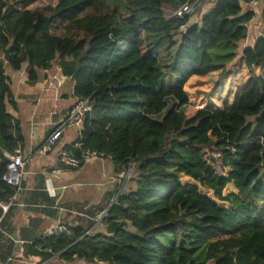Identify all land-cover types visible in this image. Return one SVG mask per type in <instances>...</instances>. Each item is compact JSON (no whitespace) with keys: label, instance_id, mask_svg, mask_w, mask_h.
<instances>
[{"label":"trees","instance_id":"obj_1","mask_svg":"<svg viewBox=\"0 0 264 264\" xmlns=\"http://www.w3.org/2000/svg\"><path fill=\"white\" fill-rule=\"evenodd\" d=\"M24 1L17 10L0 0V49L10 54L0 61V199L13 194L1 176L4 154L13 155L18 140L6 111L10 80L4 64L13 72L26 65L29 84L58 66L74 82L75 98L93 102L74 154L94 150L119 168L134 167V178L91 233L92 220L66 226L60 237L25 245L24 258L264 264V31L241 53L249 79L232 105L187 118L183 91L192 76L220 72L218 89L236 75L227 67L254 17L242 9L249 0H217L193 26L189 17L171 16L187 0H56L53 7L34 9L28 7L47 0ZM181 25L187 28L177 40ZM205 149L220 153L225 176L208 163ZM11 253L10 243L0 250V264H15L7 263Z\"/></svg>","mask_w":264,"mask_h":264},{"label":"crops","instance_id":"obj_2","mask_svg":"<svg viewBox=\"0 0 264 264\" xmlns=\"http://www.w3.org/2000/svg\"><path fill=\"white\" fill-rule=\"evenodd\" d=\"M196 1L197 12L189 17L188 26L199 25L217 0ZM242 9L243 12H253L254 17L247 25L246 39L238 45L237 58L227 67L229 72L236 75L221 81L220 87L212 92L215 97L213 102L202 100L200 107L192 108L189 99L187 118H192L200 109L221 111L225 102L232 105L247 83L249 72L242 62L241 53L246 48H252L263 36L264 0H260L253 8L245 4ZM3 55L0 49V61H4ZM3 70L10 80L6 111L10 116L12 136L18 139L14 154L20 153L26 164L21 190L8 211V220L2 226L0 250L12 244V253L7 263L62 264L56 255L41 263L40 259L31 256L26 260L24 246L39 241L43 233L57 223L63 227H76L84 226L92 220L95 224L87 234L91 233L100 225L115 201L127 168H119L108 157L85 161L77 170L64 168L59 163L60 153L67 147L73 150L80 147L81 127L69 128L47 154H41V147L54 125L69 114L77 101L73 94L74 82L64 77L55 64L42 72L34 84L27 82L26 65L21 71L13 72L4 64ZM254 71L257 76L261 75L260 69ZM219 73L189 78L185 84H189V98L196 92L210 93L218 82ZM4 156L7 159L11 155ZM133 187L131 184L129 188ZM11 190L14 194L15 190Z\"/></svg>","mask_w":264,"mask_h":264},{"label":"built area","instance_id":"obj_3","mask_svg":"<svg viewBox=\"0 0 264 264\" xmlns=\"http://www.w3.org/2000/svg\"><path fill=\"white\" fill-rule=\"evenodd\" d=\"M260 0H249L246 5L253 8L259 3ZM198 8V2H191L187 0L181 4L176 10L172 12V18H177L183 20L186 17H190ZM186 25H181L178 29L179 34H184L186 31ZM93 102L90 98L87 99H77L75 104L71 107L69 114L61 121L56 123L52 131L47 136L43 146L41 147V154H47L51 148L62 138V136L67 132L71 127L80 128L83 122V119L86 114L92 112ZM106 158L103 153L94 151V150H80L79 155L76 156L73 152V149H65L60 153L59 163L68 170H77L81 167L82 163L85 161L92 160H102ZM25 160L20 153H15L7 158V164L5 171L1 176V182L7 186L13 188L15 193L11 196H8L5 199H0V233L2 232V223L5 215L8 213L10 207L13 205L16 195L21 190L22 178L24 175ZM134 167L129 166L126 170L123 182L120 185V188L116 194L115 201L123 193L128 182L133 178ZM113 202V204L115 203ZM65 228L57 223L48 230H46L42 238L46 239L49 237H60L65 233Z\"/></svg>","mask_w":264,"mask_h":264},{"label":"rangeland","instance_id":"obj_4","mask_svg":"<svg viewBox=\"0 0 264 264\" xmlns=\"http://www.w3.org/2000/svg\"><path fill=\"white\" fill-rule=\"evenodd\" d=\"M26 2V0L24 1ZM5 3L8 5V6H11L13 7L14 9H17V10H20L22 9V3H23V0H5ZM56 5V0H47V1H43V2H39V3H34L32 4L31 6L28 7V9H34V8H37V7H47V6H55ZM197 12V11H196ZM180 34H177V36L175 37V39L179 40V37ZM215 89H213L210 93H201V92H196L192 95L191 98H189V84L188 85H185L184 86V91L186 92V95L188 96V100L190 99L191 100V106L193 108V106H198L200 107L199 103L200 101L202 100H208V101H212L213 102V98H215L212 94V92L214 91ZM201 94L203 96H201ZM212 94V96H211ZM204 97V99H203ZM215 104V103H214ZM186 116L189 117V105L186 109V112H185ZM205 153H206V159L208 160V163L212 166H214L216 172L218 175H226V171H223L221 169V162H220V153L217 152V151H214V152H211L209 149H205ZM263 172H264V169H263ZM186 182V180L184 181ZM189 183H193L192 181H188ZM203 194L205 195H208L209 197L213 198V195H212V192L211 191H207V190H204V189H199ZM230 192H233V191H229V192H225L224 194H228ZM214 199V198H213ZM225 208H228L229 206L227 204H224L223 205ZM211 264V263H209Z\"/></svg>","mask_w":264,"mask_h":264},{"label":"water","instance_id":"obj_5","mask_svg":"<svg viewBox=\"0 0 264 264\" xmlns=\"http://www.w3.org/2000/svg\"><path fill=\"white\" fill-rule=\"evenodd\" d=\"M10 58L9 49H6L3 55V60L7 61Z\"/></svg>","mask_w":264,"mask_h":264}]
</instances>
